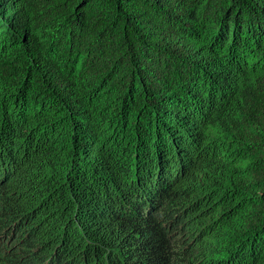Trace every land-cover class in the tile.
<instances>
[{"label":"trees","instance_id":"obj_1","mask_svg":"<svg viewBox=\"0 0 264 264\" xmlns=\"http://www.w3.org/2000/svg\"><path fill=\"white\" fill-rule=\"evenodd\" d=\"M0 264H264V0H0Z\"/></svg>","mask_w":264,"mask_h":264},{"label":"rangeland","instance_id":"obj_2","mask_svg":"<svg viewBox=\"0 0 264 264\" xmlns=\"http://www.w3.org/2000/svg\"><path fill=\"white\" fill-rule=\"evenodd\" d=\"M20 236V233L19 232H13L11 233L10 236L6 235L4 237V242L9 245L10 247H12V245H14V242H16V239ZM14 251L15 250V247L13 249H11V251Z\"/></svg>","mask_w":264,"mask_h":264}]
</instances>
